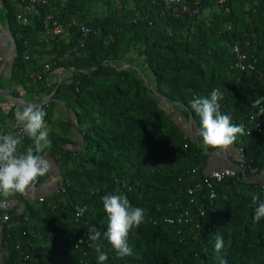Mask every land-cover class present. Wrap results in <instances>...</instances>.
<instances>
[{
	"label": "trees",
	"instance_id": "1",
	"mask_svg": "<svg viewBox=\"0 0 264 264\" xmlns=\"http://www.w3.org/2000/svg\"><path fill=\"white\" fill-rule=\"evenodd\" d=\"M187 1L193 6L194 0ZM16 3L0 0L14 38L11 79L42 98L53 90L52 98L67 93L62 135L49 133L48 151L61 162L59 180L69 184L64 193L56 188L36 204L14 196L10 222L0 228V264H99L87 232L90 227L106 231L101 198L109 194L126 195L133 207L145 210V221L128 234L133 255L117 258L103 242L108 255L103 264H264V218L253 223L256 205L249 195L264 199V115L258 113L261 131L244 130L231 146L237 153L244 150L256 172L239 170L215 183L212 204L204 188L192 201L188 195L217 152L199 146V118L190 102L219 89L220 113L239 125L264 96V40L253 39L249 26L236 34L226 25L239 0L222 7L201 0L197 15L179 16L161 0H50L47 12L65 31L48 42L41 37L46 10L23 25L16 19ZM207 8L216 11L209 34L203 26L190 34L189 25ZM81 25L90 29L83 47ZM236 43L255 60V70L231 68ZM42 57L50 71H64L69 80L47 86L45 77L32 79L45 64ZM6 119L15 123V114L0 117V134L7 133ZM29 145L24 137L18 151ZM77 208L86 211L76 218ZM198 208L205 211L201 218ZM184 212L190 222H178ZM217 234L224 240L220 252L214 247Z\"/></svg>",
	"mask_w": 264,
	"mask_h": 264
},
{
	"label": "clouds",
	"instance_id": "2",
	"mask_svg": "<svg viewBox=\"0 0 264 264\" xmlns=\"http://www.w3.org/2000/svg\"><path fill=\"white\" fill-rule=\"evenodd\" d=\"M219 89H213L210 97H200L190 102V108L199 118V126L195 130L199 146L202 150L224 151L234 144L238 135L244 134V126L231 122V116L221 114L218 100L222 99ZM264 96L256 99L252 107L258 108V113L264 115ZM46 112L39 106L29 104L22 111L15 113L14 128L16 134L8 132L0 134V209L9 206L10 198L24 194L33 188L42 176L50 172L51 164L42 153L50 146L49 129L45 124ZM27 137L32 146L25 152L18 151L22 139ZM119 190L117 189V193ZM254 208L253 223L264 218V199L257 194L249 193ZM103 211L106 215V231L103 233L96 227L88 229V240L98 254L99 264L108 259L104 241L115 252L117 258L133 255L127 238L131 229L140 226L145 221V210L133 207L124 194H109L102 198ZM86 209L77 208L76 215H82ZM83 243V240L80 241ZM215 251L224 247L223 237L216 235ZM221 264H224L222 261Z\"/></svg>",
	"mask_w": 264,
	"mask_h": 264
},
{
	"label": "built area",
	"instance_id": "3",
	"mask_svg": "<svg viewBox=\"0 0 264 264\" xmlns=\"http://www.w3.org/2000/svg\"><path fill=\"white\" fill-rule=\"evenodd\" d=\"M228 0H216V4L220 7L224 6ZM162 5L165 9L171 10L172 14L175 16L179 15H197L199 13V5L201 0H194L193 6H191L187 0H161ZM50 7V0H17L16 3V19L23 25L30 24L31 20L39 15L40 10H46L44 17L42 18V39L45 42L52 40L56 36H60L64 33L65 28L58 23L55 16L51 13H48L47 10ZM229 12L228 9L224 11L225 14ZM230 29V27H227ZM81 41L79 47H83L85 41L90 34V29L86 25L80 26ZM232 53L234 55V62L231 65V68L246 71V70H255V60L244 53L241 49L240 44L236 43L232 47ZM68 55V53L66 54ZM3 60L2 55L0 54V62ZM51 66L49 64H44L42 69L36 70L31 73L32 79L41 80L45 73H49ZM247 121H242L240 124L244 126L246 133H250L252 128L257 129L258 131L262 130V122L259 120L258 108L251 110L247 115ZM11 123L10 127L6 132L17 133L19 130L14 128ZM21 147V146H20ZM19 147V148H20ZM245 153L243 149L238 151V157L236 159L237 164L230 167L222 169H212L207 174L202 175L198 178V181L195 187L188 190V195L191 196V201L194 200L193 197L198 193L202 188L206 189L208 193L209 203L212 204L213 200L216 198L215 192V183L220 182L226 178L235 177L237 172L241 170L242 172L247 169L251 170L252 173L256 172V169H252L251 163L247 162L244 157ZM57 166L61 167V162L54 158ZM198 168L193 170L195 173ZM68 181L65 179H60L58 181L57 190L61 193L66 191V186ZM45 197H40L39 201L44 202ZM198 216L201 218L205 215V211L202 208L197 209ZM79 217L76 215V218ZM184 220L185 222H190L192 218L189 217L188 212H184L179 218L178 222ZM169 224L174 223L173 219L168 218L166 220ZM10 222V213L9 206L6 209H1L0 211V228L3 225H6ZM28 257V256H27Z\"/></svg>",
	"mask_w": 264,
	"mask_h": 264
},
{
	"label": "crops",
	"instance_id": "4",
	"mask_svg": "<svg viewBox=\"0 0 264 264\" xmlns=\"http://www.w3.org/2000/svg\"><path fill=\"white\" fill-rule=\"evenodd\" d=\"M4 19V13L1 9L0 5V19ZM6 22V21H5ZM4 22V23H5ZM8 30V24L6 22V25H3V21H0V54L3 57V60L1 61L0 66V117L7 116L9 112H13L14 114L19 110L22 111L24 107H26L29 104L37 105V102H41L42 95L43 94H31L30 87L24 86L19 84L17 81H10L9 76H11V62L14 57V48L11 50V38L9 34L7 33ZM7 60L6 64L4 65V60ZM45 57H42L41 64H46ZM3 77L5 78L3 80ZM46 79L47 86H52L53 84H56L57 82L62 81H68L70 78V75L64 71H50L49 73H45L44 76ZM14 94H17L14 96ZM59 98H64L62 101L55 100V98H52V95L50 94L45 101H43L41 104H38L37 106L42 107L45 106L49 101L58 102L61 106L65 107L64 101L68 98L67 93H61L59 95ZM38 99V101H37ZM45 99V98H44ZM66 109V108H65ZM67 112V111H66ZM45 120H49L45 118ZM63 121L62 115H58L53 118L51 121V124L49 123L47 125L49 131L57 129L56 126L60 124V122ZM4 125L8 129L12 123L10 119H6L4 121ZM55 125V126H54ZM55 128H54V127ZM188 134L190 131L193 132L191 129L190 123L188 124L187 128ZM32 145H29L25 151L31 147ZM21 148V147H20ZM238 157L237 150L232 148L231 146L224 150V151H217L210 155L208 164L206 166V171L211 169H222L226 167H230L233 165V163L236 161ZM57 165V164H56ZM44 177L45 185L49 186V190L46 188L45 193H41L38 195V197H45L50 198L56 191L59 177H60V170L57 171L56 168L46 174ZM52 189L54 191L52 192ZM9 202H14V197L10 198ZM21 209V208H20Z\"/></svg>",
	"mask_w": 264,
	"mask_h": 264
},
{
	"label": "rangeland",
	"instance_id": "5",
	"mask_svg": "<svg viewBox=\"0 0 264 264\" xmlns=\"http://www.w3.org/2000/svg\"><path fill=\"white\" fill-rule=\"evenodd\" d=\"M58 1H62V0H52V2H54V3L58 2ZM91 5H92V3H91ZM128 6L130 8H132V5H128ZM214 10H215V8L214 9H208L207 8L206 10H204L201 17L189 25L190 34H192V35L196 34L197 29L200 28L201 26H203L207 30L209 27L208 25H209L210 19H211L212 15L216 12ZM238 10H239V12H238ZM88 14L90 15L91 13L88 12ZM1 20L3 21V25H6L5 17H4V19L3 18L0 19V21ZM226 25L230 26L231 30H234L236 32V34H239L242 32L245 33L246 32V31H244L245 27L249 26V30H252V33H253V39L255 38L257 41L261 42L262 40H264V0H239V6L237 7V11L233 14L232 13L229 14V16L227 17ZM207 33L209 34L208 30H207ZM216 38H214V39H216L218 41L219 38L218 37H216ZM220 43L222 44V41ZM4 79L5 78L3 77V80ZM9 79H10V81H12L11 76H9ZM53 92H54V90H53ZM53 92L51 93V95H53ZM48 96H46V97L43 96L41 102H37V103L41 104L43 101H45L47 99ZM54 98H55V100H58V101H62L64 99V98H62V99L59 98V96H55ZM55 100L49 101L45 105V107L42 109L46 112V116L44 117V119L49 118L50 124H51V121L53 120V118L55 117V115L56 116H58L59 114L62 115L63 121H61L60 124H58L56 126L57 129L49 131V133L53 132V133H56L58 136H61L62 131H61L60 127L62 126V124L63 125L65 124V120L67 119V112H66L65 107L61 106L58 102H55ZM37 101H38V99H37ZM42 155H44L45 159H47L51 164L50 173H51V171H53L54 168H56L57 171L60 170V168L56 165V163L53 159V155L50 153V151H48V148L45 149V152L42 153ZM44 182H45V180L43 179V181L41 183H39L38 185L34 186L33 188L29 189L27 192L22 194V197L25 200L31 202L32 204H36V201L39 199L38 195H40L41 193H45L46 188L48 190L50 189L49 186L45 185ZM53 191H54V189H52V192Z\"/></svg>",
	"mask_w": 264,
	"mask_h": 264
},
{
	"label": "water",
	"instance_id": "6",
	"mask_svg": "<svg viewBox=\"0 0 264 264\" xmlns=\"http://www.w3.org/2000/svg\"><path fill=\"white\" fill-rule=\"evenodd\" d=\"M7 33L9 34V36H10V38H11V50H12V49L14 48V38H13V36L10 34L9 31H7ZM6 62H7V60L5 59L4 62H3V64L5 65Z\"/></svg>",
	"mask_w": 264,
	"mask_h": 264
}]
</instances>
